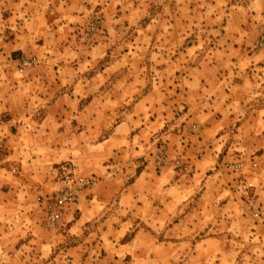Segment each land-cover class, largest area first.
I'll return each mask as SVG.
<instances>
[{"label": "rangeland", "instance_id": "rangeland-1", "mask_svg": "<svg viewBox=\"0 0 264 264\" xmlns=\"http://www.w3.org/2000/svg\"><path fill=\"white\" fill-rule=\"evenodd\" d=\"M262 39L264 0H0V264H264ZM45 113L64 123L56 142L72 143L78 128L82 141L123 140L114 157L129 181L143 170L150 186L157 172L169 180L159 186L178 181L152 194L168 209L161 220L194 221L179 228L188 239L162 243L167 225L153 231L136 216L118 239L127 216L114 211L117 195L98 192L97 176L57 164L41 179L48 171L36 166L49 163H33L27 144L40 136L18 121ZM142 128L150 135L140 138ZM41 139L47 149L49 135ZM72 175L97 184L45 228L43 198ZM94 196L101 208L81 217ZM143 227L152 238L122 245Z\"/></svg>", "mask_w": 264, "mask_h": 264}, {"label": "crops", "instance_id": "crops-1", "mask_svg": "<svg viewBox=\"0 0 264 264\" xmlns=\"http://www.w3.org/2000/svg\"><path fill=\"white\" fill-rule=\"evenodd\" d=\"M79 116L83 114V111L77 112ZM49 113H45L44 116H41L39 119L33 120L32 122L28 121H18L20 124L18 125L20 130L24 129L27 131L33 129L38 131V135L40 136V139L34 140L30 143V139H28V147H33L34 151V159H32L33 163L36 162H48V165H38L36 166V169H45L48 171V174L41 173L40 178L44 181H49L51 179V176L53 177L56 175V171L53 168L57 164H64V166H69L68 168H71L75 170L78 174H84L87 176L95 175L97 178H99L100 182L98 185H100L98 188V192L100 191L101 195H103L105 198L110 197V195L115 194L117 195V202L119 207L115 208L121 210V212H125L127 216L125 218L117 219V226L115 227V230L113 233H118L120 238H123L126 235V226L134 217L130 216H136L137 218L141 219V222L144 221V223L150 227H161L167 225L168 232H173L170 234L169 239H163L162 243H169L172 245H178L180 242H184L188 239V237L183 238L184 234L182 233L183 230L179 229L181 226H186L188 224H193L194 221L188 222L187 219L183 218H177L175 220H169L167 221L168 217H164V220H161L159 212L162 214L168 211V209L163 207L162 203H158L157 197L155 199V195L161 194H170L172 190L177 189L176 186L178 185V181L175 182L174 185L166 186L162 185L159 186L158 183L160 182H169L162 180L165 178L162 174L156 173V176L158 178L157 185L150 186L151 180L146 183H144V178L146 177V171H138L136 176L133 180L129 181V175L126 163H121L118 161L114 156L119 149V143L120 146H124V141H117L113 135H110L107 138H104V140L101 141H82L81 134L82 131L80 128H78V132H76L75 137L73 136L72 143H68L63 141H57L56 138L53 137L55 128L61 129L64 126V123L60 122V120H52V118L49 117ZM67 124V123H66ZM17 127V126H16ZM55 127V128H54ZM68 125H65V129H68ZM73 127V126H72ZM47 128H49V131H47ZM99 127H95L90 125V130H97ZM148 128V127H146ZM146 128H142L139 130L138 135L140 138H144L145 136L150 135V131H148ZM149 129V128H148ZM151 130V128L149 129ZM84 133V132H83ZM43 134L49 135L50 144L47 147V149H43L41 147L42 140L41 136ZM36 137L37 134H36ZM75 138H79V142L75 141ZM47 139V138H44ZM118 161V162H117ZM62 167V169H66L65 167ZM67 168V169H68ZM65 174V173H63ZM174 176V177H173ZM176 173L171 175V180H175ZM140 184H148V187L150 188L149 192H146L144 189H140ZM164 184V183H162ZM156 188V189H153ZM180 190H182L181 186H178ZM97 191V190H96ZM154 193L155 195H153ZM181 195V194H180ZM152 197V198H151ZM102 197L98 198L97 196H94L89 199L88 205L90 207H87V209H84V215L87 216L88 209H92L93 211L96 208H101L103 201L105 199H102ZM144 199H147L149 202H151V210L150 214L146 215V212L143 214L140 213L141 210L145 209L146 201ZM171 203L172 200L168 199ZM80 204H76V206H79ZM79 208V207H78ZM154 213V216H153ZM65 215V214H64ZM166 215V214H165ZM127 219V220H125ZM88 221V219H86ZM63 222V221H62ZM61 222V224H62ZM84 221H82V218L75 219L73 222H71V226L69 228L77 227L80 224H83ZM187 222V223H186ZM184 224V225H183ZM129 226V225H128ZM152 230L154 231V229ZM183 229V228H182ZM176 230V233H175ZM149 233V234H147ZM183 234V235H182ZM153 232L148 228H142L138 229L137 231H134V235L131 236L124 244H122L124 247L128 246L130 243H133L137 241L139 238H152ZM200 243L208 242V238H201Z\"/></svg>", "mask_w": 264, "mask_h": 264}, {"label": "built area", "instance_id": "built-area-1", "mask_svg": "<svg viewBox=\"0 0 264 264\" xmlns=\"http://www.w3.org/2000/svg\"><path fill=\"white\" fill-rule=\"evenodd\" d=\"M261 40L259 41V43ZM264 44V39L262 43ZM37 60V56L32 58H23L18 65H15L17 71L23 73L28 67ZM97 181L93 177H70L56 195L44 197L43 203L47 210V218L44 222L45 228L52 229L60 226L67 206L73 204L78 199L79 193L89 187H93Z\"/></svg>", "mask_w": 264, "mask_h": 264}, {"label": "bare ground", "instance_id": "bare-ground-1", "mask_svg": "<svg viewBox=\"0 0 264 264\" xmlns=\"http://www.w3.org/2000/svg\"><path fill=\"white\" fill-rule=\"evenodd\" d=\"M70 177H73V175L72 176H69V177H67L64 181H62V185H61V187H60V189L59 190H61L62 188H63V186H64V184H65V181L68 179V178H70ZM97 181V180H96ZM78 200V199H77ZM77 200H76V202H77ZM76 202H74V203H76ZM73 203V204H74ZM72 205V204H71ZM70 206V205H69ZM69 206H67V207H69ZM67 207H66V209H67Z\"/></svg>", "mask_w": 264, "mask_h": 264}]
</instances>
